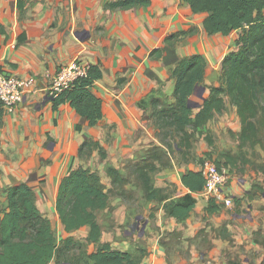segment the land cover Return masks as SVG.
<instances>
[{
  "label": "crops",
  "instance_id": "1",
  "mask_svg": "<svg viewBox=\"0 0 264 264\" xmlns=\"http://www.w3.org/2000/svg\"><path fill=\"white\" fill-rule=\"evenodd\" d=\"M115 1L0 0L1 69L32 80L0 125V221L7 201L4 188L24 182L35 191L36 205L50 220L57 244L67 235L55 205L62 176L81 166L97 172L110 188L108 166L124 173L128 161L160 144L148 101L152 96L174 101L170 73L177 62L192 54L204 57L199 87L205 98L210 87L219 85L221 61L235 49L239 35L207 34L206 13L193 12L184 0L110 7ZM75 58L102 72L91 87L103 104V117L93 126L67 103L55 111L47 96L50 76ZM214 123L238 132L235 106L226 101L204 131L212 135ZM197 139L194 156L172 158V167L156 174L157 186L174 185L172 197L187 192L182 174L198 170L197 158L210 149L205 138ZM86 142L96 145L80 152ZM226 189L231 207L216 202L218 210L205 213L209 197L201 190L192 194L197 203L184 221L166 215L158 200L112 195L109 207L97 213L100 241L122 251L143 249L140 264H264L263 184L233 178ZM87 232L82 226L72 233L83 243L68 251L79 259L77 264H90L86 258L97 247L87 243ZM48 264L70 261L52 259Z\"/></svg>",
  "mask_w": 264,
  "mask_h": 264
},
{
  "label": "trees",
  "instance_id": "2",
  "mask_svg": "<svg viewBox=\"0 0 264 264\" xmlns=\"http://www.w3.org/2000/svg\"><path fill=\"white\" fill-rule=\"evenodd\" d=\"M184 1L193 12L206 13L203 28L207 34L220 32L229 35L239 31L235 49L221 61L219 85L210 87L200 106H189L188 101L195 87L203 81L206 62L201 54L182 57L170 73L175 79L174 101L167 103L158 96H152L148 101L159 145L153 144L143 150L137 161H128L124 173L108 166L106 172L111 181L108 189L97 172L81 166L63 175L55 205L67 235L59 244L50 220L36 205L33 188L24 182L6 186V208L0 221V264H48L52 259L77 264L79 259L70 256L68 251L82 247L83 243L72 235L82 226L88 227L85 237L87 243L97 246L95 251L88 254L86 262L140 264L146 254L143 249L136 247L133 251H122L100 241L101 226L97 213L109 207L110 196L134 197L133 191L126 188L132 180L131 183L141 191L142 197L162 202L166 215L184 221L197 203L192 194L204 188L205 180L201 171L188 169L182 174L180 180L187 192L177 197H172L174 185H156V174L172 167L175 153L182 159L192 156L189 152L193 142L201 137L206 139L210 149L197 158L199 164L208 159L217 167L226 166L230 171H242L238 164L242 167L247 161L238 159L231 152H220L213 157V137L204 131V127L209 120L223 112L228 101L235 106L240 120V130L237 132L239 148L259 142L260 121L264 122V0ZM148 3L149 0H117L109 3V6L129 8ZM18 7L21 8L20 2ZM101 77L99 66L89 65L86 76L76 79L70 87L49 97L52 108L56 111L67 103L78 115L85 117L90 126L95 125L103 117V104L91 87ZM3 114L0 100V125ZM261 126L264 127V124ZM95 145L86 142L79 150L89 152ZM217 210L218 204L209 198L205 213Z\"/></svg>",
  "mask_w": 264,
  "mask_h": 264
},
{
  "label": "built area",
  "instance_id": "3",
  "mask_svg": "<svg viewBox=\"0 0 264 264\" xmlns=\"http://www.w3.org/2000/svg\"><path fill=\"white\" fill-rule=\"evenodd\" d=\"M1 60L2 58L0 57V100L2 101L4 112H12L23 100L24 92L32 85V80L31 78H19L6 74L1 69ZM88 67L89 64L75 58L67 66L60 68L50 76L47 96L56 95L70 87L76 79L86 76ZM198 170L201 171L205 180L204 194L226 207H231L232 200L226 191L229 180L228 167H217L213 161L204 159L199 164Z\"/></svg>",
  "mask_w": 264,
  "mask_h": 264
},
{
  "label": "rangeland",
  "instance_id": "4",
  "mask_svg": "<svg viewBox=\"0 0 264 264\" xmlns=\"http://www.w3.org/2000/svg\"><path fill=\"white\" fill-rule=\"evenodd\" d=\"M261 124H264V122L260 121V128L258 132L259 142L253 146H245L240 149L237 132H234L232 128H229L228 126L221 127L215 125L214 123V126H216V131H212L214 141V152H231L236 155L238 159H245V161H247L242 167L238 164V166L242 169L241 172H239V170L235 171V169L232 171L229 170V180L227 185L233 178H236V180L238 178L240 180L247 177L251 182L255 184L262 183L264 186V127L261 126ZM208 132L210 133V131ZM197 142L198 139H195L193 142V148L189 152L190 155H195L194 149L196 147ZM178 157V154L177 157L175 156V154L173 156L174 160H176V158ZM131 182L133 183L132 180L130 181V183H128V189L133 191L135 195H141V191H139V189L135 187V185Z\"/></svg>",
  "mask_w": 264,
  "mask_h": 264
},
{
  "label": "water",
  "instance_id": "5",
  "mask_svg": "<svg viewBox=\"0 0 264 264\" xmlns=\"http://www.w3.org/2000/svg\"><path fill=\"white\" fill-rule=\"evenodd\" d=\"M203 91H204V88L203 87L200 88L199 85H197L195 87L194 92H193L194 95L192 94L190 96V98H189L188 105L193 107V108H196V107L200 106L202 104L203 100H204V97H202V92ZM195 94L198 95V97L201 98L200 101L196 102L195 100H193V96H195ZM46 98H48V97H46Z\"/></svg>",
  "mask_w": 264,
  "mask_h": 264
}]
</instances>
